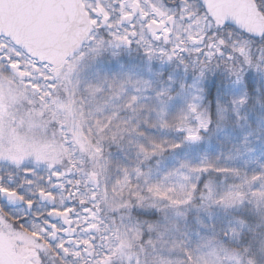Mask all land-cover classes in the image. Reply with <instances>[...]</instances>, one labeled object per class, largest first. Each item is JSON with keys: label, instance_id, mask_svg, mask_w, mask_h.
<instances>
[{"label": "snow or ice", "instance_id": "obj_1", "mask_svg": "<svg viewBox=\"0 0 264 264\" xmlns=\"http://www.w3.org/2000/svg\"><path fill=\"white\" fill-rule=\"evenodd\" d=\"M0 264H264V0H0Z\"/></svg>", "mask_w": 264, "mask_h": 264}]
</instances>
